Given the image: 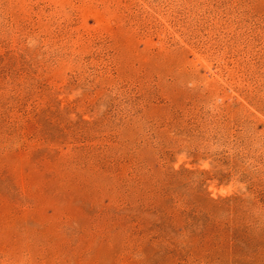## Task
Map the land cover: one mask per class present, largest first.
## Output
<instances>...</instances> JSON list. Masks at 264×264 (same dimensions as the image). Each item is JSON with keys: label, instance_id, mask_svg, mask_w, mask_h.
I'll return each mask as SVG.
<instances>
[{"label": "rangeland", "instance_id": "rangeland-1", "mask_svg": "<svg viewBox=\"0 0 264 264\" xmlns=\"http://www.w3.org/2000/svg\"><path fill=\"white\" fill-rule=\"evenodd\" d=\"M0 264H264V0H0Z\"/></svg>", "mask_w": 264, "mask_h": 264}]
</instances>
